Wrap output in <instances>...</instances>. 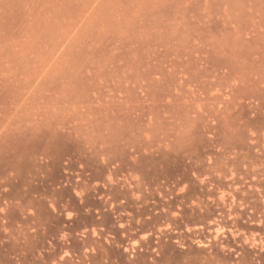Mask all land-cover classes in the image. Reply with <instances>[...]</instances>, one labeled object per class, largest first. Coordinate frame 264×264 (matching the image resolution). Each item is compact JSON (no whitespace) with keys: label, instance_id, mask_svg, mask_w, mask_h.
Returning <instances> with one entry per match:
<instances>
[{"label":"rangeland","instance_id":"obj_1","mask_svg":"<svg viewBox=\"0 0 264 264\" xmlns=\"http://www.w3.org/2000/svg\"><path fill=\"white\" fill-rule=\"evenodd\" d=\"M0 209V264H264V0H0Z\"/></svg>","mask_w":264,"mask_h":264},{"label":"snow or ice","instance_id":"obj_2","mask_svg":"<svg viewBox=\"0 0 264 264\" xmlns=\"http://www.w3.org/2000/svg\"><path fill=\"white\" fill-rule=\"evenodd\" d=\"M0 211H3V209H0ZM201 247L204 248L206 246ZM178 264H215V262L206 259H201L198 257L189 256L187 259L179 261Z\"/></svg>","mask_w":264,"mask_h":264},{"label":"bare ground","instance_id":"obj_3","mask_svg":"<svg viewBox=\"0 0 264 264\" xmlns=\"http://www.w3.org/2000/svg\"><path fill=\"white\" fill-rule=\"evenodd\" d=\"M221 198V197H220Z\"/></svg>","mask_w":264,"mask_h":264}]
</instances>
